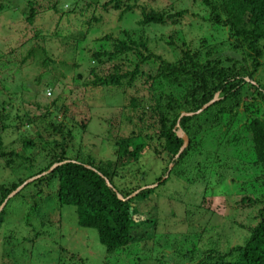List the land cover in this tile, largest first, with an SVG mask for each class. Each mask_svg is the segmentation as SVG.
Instances as JSON below:
<instances>
[{"label":"trees","instance_id":"1","mask_svg":"<svg viewBox=\"0 0 264 264\" xmlns=\"http://www.w3.org/2000/svg\"><path fill=\"white\" fill-rule=\"evenodd\" d=\"M2 1L5 0H0V11ZM200 3L206 8L201 20L214 28L226 30L228 39L232 40L230 50H245L243 52L248 63L245 65L243 56L235 57L233 52H229L227 56L230 59L224 60L228 66L219 67L221 55L218 52H214V58L210 60L211 52L201 56L198 51L190 53L189 50L181 51L173 63L161 61L154 74L145 80L149 97L146 110L138 108L134 98L129 100V106L137 109L138 116H135L136 120L127 119L138 122V127L133 128L130 135L115 139L111 138L112 133L107 132L106 140L110 142L113 152L112 161L83 160L79 152L69 155L71 131L53 121L45 125L46 132L31 133L36 134L40 146L36 152L37 162L35 157L21 156L20 153L36 147L29 133L28 139L20 137L18 141L12 140L9 149L0 140V160L7 155L9 163L17 159L23 164L19 170L17 166L13 170L15 176L8 185L0 184L2 247L19 241L15 240L16 234L9 231L11 224L19 221L26 229H30L29 221L32 220L28 219V210L36 214L41 202L39 197L43 188H46V192L54 194L58 205L73 209L77 227L95 232V236L89 239L93 241L96 238L103 250V261L100 264H264V189L261 187L264 184V83L254 79L259 67L258 60L262 58L260 47L264 48V0H200ZM25 4L26 13L20 7H17V11L22 12L19 14L24 22L31 25L37 16V4L34 1ZM109 6L118 10V0H107L102 5L104 8ZM51 9L55 11L54 6ZM182 15L178 13L175 17L179 19ZM169 18L165 17L164 12L140 9L136 25L159 26ZM136 35L139 37L141 34ZM100 41L109 43L108 50L92 52V61L101 64L104 59L107 63H114L127 54L134 59V64L131 70L124 72L117 64H112L111 73L106 78L101 79L94 74L89 85L131 88L132 82L140 74L139 64L146 63L151 57L146 41L132 37L128 32H121L120 38L113 40L104 36ZM153 59L158 60V57ZM76 77L79 78V75ZM160 84L163 87L157 95L156 90ZM133 89L136 90V87ZM214 95L217 98L212 104L199 114H193L213 99ZM3 103H0V131L18 129L16 125L5 122L8 115ZM142 103L145 104L144 99ZM182 113L192 115L180 117ZM239 115L240 122L237 118ZM25 123L29 125L33 121L27 119ZM80 128L83 129L84 125ZM178 129L187 139V145L180 153L178 151L182 140L175 133ZM209 133L223 139L224 150L228 151L226 155L236 153V164L240 166L233 165L232 171L241 172L239 178L236 177L227 185L221 178L216 180H221L216 186L219 187L216 192L218 195L212 194L210 197L227 198L229 188H235L241 205L250 208L260 206L249 219L255 223L247 228L238 227L244 233L239 235L241 243L228 246L222 252L216 251L219 245L216 234L212 232L213 226L204 218L207 210L199 207L209 192L204 180L208 179L207 174H210V179L212 176L216 179L214 168L211 167V173L209 169L205 171V164L211 165L212 162L201 163L203 146ZM14 145L19 147L14 149ZM149 159L156 163L157 168L147 166ZM116 166L125 172L121 173L120 169L116 173ZM41 173L46 174L18 189L24 181ZM172 178L174 180L168 186H178L179 189L170 187L164 197L162 186ZM120 181L123 182L119 187L117 183ZM29 187L33 190L26 192ZM245 187H249L253 194L258 192L259 196L248 197L238 193V190L243 192ZM194 189L199 191L195 192ZM211 199L214 202L215 198ZM16 201L21 203V208H25L24 216L10 209L15 208ZM156 201L166 206L165 210H160L168 221L162 224L163 228L179 233L183 241L192 244V247L184 249H175L169 245L168 255H172V258L166 254L163 255L164 259L156 257L160 251L167 250V243L156 240V221L143 218L137 207L141 202ZM167 203L172 205L168 207ZM174 220L176 222H172ZM6 228L8 234L2 237ZM34 237L30 240L22 238L21 243L16 244L33 242L37 235ZM218 238L220 242L221 238ZM74 257L68 256L67 262H93L89 260V255ZM0 263L11 264L3 261Z\"/></svg>","mask_w":264,"mask_h":264},{"label":"rangeland","instance_id":"2","mask_svg":"<svg viewBox=\"0 0 264 264\" xmlns=\"http://www.w3.org/2000/svg\"><path fill=\"white\" fill-rule=\"evenodd\" d=\"M27 1H34L37 4L35 8L37 16L31 25L26 24L24 18L20 16L22 12H27L25 7ZM106 1L5 0L1 2L0 103L4 102L6 107L8 116L5 122H10L18 128L0 131V140L7 145V149L12 140L18 141L20 137L28 139L29 133L36 147L20 153L21 156L35 157L37 162L36 152L40 146L35 138L36 134L31 135V133L46 132L47 123L53 121L71 131V138L68 141L69 155L79 152L83 160L89 158L94 161H112L113 152L110 142L106 140L107 132L112 133L111 138L115 139L130 135L133 128L138 127V122L127 119L129 117L136 120L135 116H138L137 109L129 106V100L134 98L138 102V108L146 110V100H149V97L148 84L145 80L146 77L154 74L161 61L173 63L181 51L189 50L190 53L198 51L201 56L205 52H211L210 60L214 58L213 53L218 52L221 55L219 67L228 66L224 60L230 59L227 56L229 52H233L235 57L243 56L246 60L245 65L248 63L245 50L244 52L230 50L232 40L228 39L226 30L214 28L202 21L206 8L202 6L200 0H118V10H113L110 6L102 7ZM52 6L55 11L51 9ZM17 7H20L22 12L17 11ZM140 9L164 12L165 17L170 18L165 19L163 25L140 27L136 25L140 18ZM178 13L183 14L179 19L175 17ZM121 32H128L132 37L136 36L145 40L149 56L158 57V60L150 57L146 63L139 64L140 74L132 82L131 88L91 87L89 84L93 80V75L101 79L106 78V75L111 73L112 64H117L123 72L132 69L134 59L127 54L114 63H107L103 59V62L99 64L90 58L92 52L108 50L109 43L100 41L102 37L109 36L113 40L120 38ZM136 34L141 35L138 37ZM260 48L262 58L258 60L259 67L254 79L264 83V48ZM77 75L79 78L76 77ZM134 87L136 90L133 89ZM162 87V84L157 87V95ZM143 99L145 104L142 103ZM0 116H2L1 107ZM237 118L240 122V115ZM27 119H31L33 123L26 125ZM1 124L0 120V126ZM81 125H84L83 129L80 128ZM207 135L209 136L206 137V143L203 146L201 163L212 162L211 165L205 164V171L209 169L211 173L214 168L216 179H213V176L210 179V174H207L208 179L204 180L209 189L207 196L209 198L206 197L205 202L199 203V207L207 210L204 218L208 220L209 225L213 226L212 232L216 234L219 244L216 251L222 252L228 246L241 243L239 235L244 233L238 227L247 228L255 223L256 221L249 219L260 206L250 208L247 205H241L235 188H229L227 198L210 197L212 194L218 195L216 192L219 191V187L216 186L221 180L227 185L236 177L239 178L241 172L232 171L233 165H237L236 153L226 155L228 151L224 150L223 139L212 136V133ZM17 147L19 146H13L14 149ZM151 160L149 159L146 163L147 166L157 168L156 163ZM22 165L17 159L9 163L5 155L0 160V184L8 185L15 176L13 170L16 166L19 170ZM115 168L116 173L121 169L117 166ZM120 171L125 172L123 169ZM219 178L221 180L217 182ZM172 180L174 179H170L165 186H162L163 192H161L164 197L168 189L173 187L168 186ZM121 182L123 181L117 183L119 187ZM261 187L264 189V184ZM173 188L179 189L178 186ZM32 190L29 187L26 192ZM250 190L249 187H245L243 192L238 190V193L248 197L259 196L258 192L253 194ZM194 191L197 192L199 189ZM39 198L41 202L36 214L28 210V219L32 220L29 221L30 229H26L19 221L11 224L9 229L16 234L15 240H19L16 243H21L22 238L35 239L34 236L37 235L36 240L24 244L15 242L4 244L5 247H2V240L0 261L11 264H71L66 260L68 256L74 255L76 258L89 255V260L93 261H90L92 264H100L103 261V250L100 249L101 246L96 238L93 241L89 239L95 236V232L77 227L73 209L58 205L54 194L46 192V188H43ZM211 198L216 200L213 199L214 202H212ZM14 205L15 208L10 207V209L24 216L25 208L20 207L21 203L16 201ZM166 205L170 207L172 203ZM137 207L143 218L156 221L155 230L158 232L156 240H164L167 243L165 244L167 250L160 251V255L157 254L156 257L164 259L163 255L166 254L172 258V255H168L169 245H173L175 249L192 247L191 242L183 241L179 233L163 228L162 224L168 221L160 211L166 209L161 201L160 204L159 201L141 202ZM229 228L232 229L228 230ZM7 229L2 237L8 234ZM218 237L221 238L220 242ZM146 245L154 244H144Z\"/></svg>","mask_w":264,"mask_h":264},{"label":"water","instance_id":"3","mask_svg":"<svg viewBox=\"0 0 264 264\" xmlns=\"http://www.w3.org/2000/svg\"><path fill=\"white\" fill-rule=\"evenodd\" d=\"M215 100H216V95H214L213 99H211L207 104H205L202 108H200L198 111L194 112L193 114H199L204 108H206L208 105L212 104ZM191 115H192L191 113H182V114H180V117L191 116ZM175 133H176L177 137H179L182 140V145L180 146L179 151H178V153H180L186 147L187 139H186L185 135L182 133V131L180 129L176 130ZM54 166L55 165H53L47 172H49ZM46 173H41L40 175H38L36 177H33V178H30V179L26 180L25 182H23L22 185L19 186L18 189H21L25 184L29 183L33 179H35V178H37L39 176H42V175H44Z\"/></svg>","mask_w":264,"mask_h":264}]
</instances>
